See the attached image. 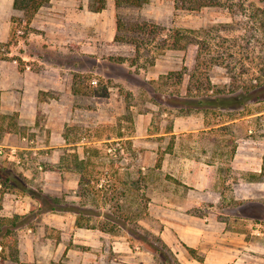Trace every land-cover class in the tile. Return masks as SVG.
<instances>
[{
  "label": "rangeland",
  "instance_id": "obj_1",
  "mask_svg": "<svg viewBox=\"0 0 264 264\" xmlns=\"http://www.w3.org/2000/svg\"><path fill=\"white\" fill-rule=\"evenodd\" d=\"M120 14L128 27L141 21L157 25V38L138 40L137 32H130V36L129 30L122 28L118 40L102 39L103 44L93 45V49L77 44L50 46L43 35H32L33 28L20 19L14 24L11 40L0 44V57H17L20 67L25 65L20 56L27 55L41 57L48 65L70 73L75 103L95 112L82 123L71 122L65 131L71 141L82 137L91 141L84 149L89 152L82 159L87 163L85 168L78 166L73 146L65 154L50 152L49 158L34 154L27 148L34 144L30 132L25 141L19 134L15 135L17 140L12 136L11 143L22 147L13 149L1 140L0 130V162L30 180L32 187L45 192L49 183L50 192L46 193L63 199L61 205L86 209L84 218L91 227H79L80 232L93 230V245L98 240L103 245L73 247L71 221L76 214L63 213L67 218L60 219L50 218L56 213L31 215L27 226L0 239L6 245L5 251H0V264H111L122 260L134 264L145 259L160 264L147 243L148 238L155 240L152 234L160 236L164 225L149 212L151 195L159 192L151 184L182 183L164 175L179 162L202 164L203 168L208 165V200L194 207L192 214L209 216L212 221L227 219L228 228L234 224L244 233L252 227L264 230V186H253L250 181L252 172L264 167V101L251 102L245 108L213 109L206 115L195 109L188 115L187 107L181 110L167 102L171 97L195 101L198 83L202 84L199 96L211 91L230 94L234 89L238 93L244 90L242 86L264 83V0H222V6L200 11L175 10L173 0H150L142 8L122 9ZM176 29L187 37L181 42L184 48L168 49ZM102 32H106L105 27L97 31L99 37ZM132 38L139 41L138 50ZM164 40L166 45H160ZM92 50L94 54H90ZM198 51L203 56L197 61ZM49 96L56 97L53 93ZM195 114L203 115L206 129L186 132L174 147L176 136L162 134L169 133L175 117ZM139 117L148 123L144 133L157 136L134 138ZM109 148L118 151L109 152ZM65 168L77 170L79 175L58 174ZM47 170L52 173H44ZM75 175L78 183L83 179L82 190L62 187L64 178L70 183ZM260 178L263 180L264 174ZM218 183L224 186L217 189ZM1 189L0 219L36 211L37 201L29 195ZM164 190L161 194L166 198L174 192V188ZM232 214L239 215V222L229 220ZM249 216L257 220L247 219ZM115 219L118 222L114 223ZM115 240L127 241L125 259L118 258L112 249ZM170 248L181 264L186 263L183 255L192 260L186 246ZM15 250L17 261L12 256Z\"/></svg>",
  "mask_w": 264,
  "mask_h": 264
},
{
  "label": "crops",
  "instance_id": "obj_2",
  "mask_svg": "<svg viewBox=\"0 0 264 264\" xmlns=\"http://www.w3.org/2000/svg\"><path fill=\"white\" fill-rule=\"evenodd\" d=\"M90 2L91 0H51L48 5L39 9L29 23V27L33 28L31 34L43 35L50 46L59 43L92 48L93 45H102L100 42L102 39L114 41L117 33L114 0H106V7L99 12L89 10ZM23 17V12L14 8V0H0V44L11 40L14 24ZM101 27L102 29L105 27L106 32H102L99 37L97 31ZM93 52L94 50L90 54H94ZM20 58L25 63L24 67L17 65L19 60L17 57H0V123L4 128L1 140L6 146L19 149L22 147L11 143L10 138L19 134L21 141H25V134L30 132L34 144L27 148L39 157L45 155L49 158L50 152L57 151L65 154V151L70 152L72 150L70 147L73 146L72 151L77 154L79 160H82L86 153L89 154L84 149L91 141H87L85 137L71 141L65 131L71 122L82 123L95 112L89 110V106L81 107L75 103L77 95L72 91L70 73L59 66L48 65L41 57L21 55ZM34 62H39V65H33ZM49 93L55 94L56 97L50 98ZM146 122L140 117L135 120V139L157 136L144 133L147 132ZM204 129L205 118L201 114L177 116L173 120L171 132L162 135L176 136L174 146L176 147L181 135ZM15 139L17 140V137ZM179 163L167 168L164 175L166 177L169 174L182 183L169 181L167 184L157 182L151 184L152 189L159 192L151 195L149 212L164 223L163 228L159 230L163 241L172 248L179 244L184 248L186 246L194 249L203 259L199 262L190 254L192 260L183 255L186 258L185 264H264V230L252 227L249 233H244L237 231L234 224L228 228L227 219L212 221L209 216H197L190 212L204 201L207 203L210 189L206 168L208 165L204 164L206 167L203 168L202 164L198 167L196 163ZM39 169H42L41 166ZM68 172L79 175L77 170L70 168L61 169L58 174ZM44 173L52 172L47 170ZM252 173L260 174L261 168L255 169ZM78 180L79 177L75 175L69 183L66 177L61 185L75 190L78 188ZM251 183L253 186H264V179ZM48 184L44 187L45 192H50ZM218 184L217 189L220 185L224 186L223 183ZM225 184L228 185L229 182ZM231 184L232 188H235L234 184ZM173 188L174 192L168 194L167 198L161 194V191L165 192L164 189ZM220 197L221 193L217 194V199ZM156 211L160 215L156 214ZM54 217L67 218L65 214H52L50 218ZM75 219L76 217H73L71 221L73 247L88 245L91 248L96 246L102 248L100 240L93 245L92 238L96 232L90 229L86 230L87 232H80V228L75 225ZM239 219V215L232 214L229 220L235 223L239 222ZM247 219L257 220L255 216H249ZM258 221L261 222V219ZM125 243L127 241L112 242L114 245L112 249L117 252L118 258L125 259L128 255ZM133 257L137 258L134 254ZM122 262L112 261L111 264H126L125 260ZM134 264L154 263L145 259L144 262L137 261Z\"/></svg>",
  "mask_w": 264,
  "mask_h": 264
},
{
  "label": "trees",
  "instance_id": "obj_3",
  "mask_svg": "<svg viewBox=\"0 0 264 264\" xmlns=\"http://www.w3.org/2000/svg\"><path fill=\"white\" fill-rule=\"evenodd\" d=\"M51 0H14V8L23 12V22L29 24L35 14L39 11V9L43 6L49 4ZM150 2V0H114V5L116 8V24H117V33L115 39L118 40L120 38V31L122 28H127L130 32L136 33L138 40H144L151 38L155 40L157 38V34L159 33L158 26L155 24H151L146 21H141L139 23H135L128 27V24L124 22L120 10L122 9H139L144 7ZM174 2V9L175 10H185V11H200L203 8L207 7H217L222 6V0H173ZM106 7V0H91L89 4V10L93 12H99ZM171 41L168 45H166L167 40L161 41L160 45H166L168 49L179 50L183 49L184 46L181 42L185 40L187 37L184 32L176 29L172 30ZM127 35V37L129 36ZM125 38V36H123ZM138 40L132 38L131 43L135 45V47L140 48L139 45H136ZM199 44V41H196ZM141 43V42H140ZM200 46V44H199ZM201 51L202 47L200 46ZM197 52V61L203 56V52ZM201 83H198V87H196V96L197 99L195 101H188L184 98L179 97H171L168 99L169 105H172L176 108H183L187 107L186 114H191V112L195 109L196 111H201L204 115L207 114V111L213 109H220V108H245L249 103H260L264 101V83H258L256 86L253 87H246L242 86L244 90L235 93L234 90H231L230 94H234L233 96H228L229 93H223L222 91H218V93H212L210 95H202L199 96L201 91ZM241 88V87H238ZM188 91H191L192 88H188ZM223 93V95H222ZM229 94V95H230ZM10 124V123H9ZM0 130L1 133L3 132L4 128L0 123ZM172 127L170 128L171 132ZM2 136V134H1ZM118 151V150H116ZM115 151V152H116ZM78 161V159L76 158ZM78 166L80 169L85 168L87 164L85 160H79ZM264 174V167L261 170L259 175L251 174L250 181H259L261 176ZM83 179H81L78 183V188L82 190L83 188ZM1 188H6L4 192L7 193H21L23 195H29L32 199L37 201V206L35 207L36 211L31 210L29 213L24 215H15L10 218H1L0 219V239L5 237H10L17 229L21 227H25L29 224L32 220L31 215L42 216L47 213H56V214H63V213H73L76 214V221L75 224L77 227H91L89 224V219H85L84 215L88 212L86 209L75 207L70 204L61 205L63 203V199L52 196L44 192L42 189L38 187H32L30 184V180L26 179L21 173L11 169L0 162V193L2 192ZM118 219V218H117ZM117 219L113 220L114 223L118 222ZM112 232V231H111ZM154 237L155 240H151L150 238L147 239V243L150 246L152 253L154 256L160 258V264H181L175 257L174 252L171 248L163 241L160 236L151 235ZM5 243L0 241V251L3 253L5 251ZM187 251L191 256L197 259L199 262H202L203 259L199 256L194 249L186 247ZM14 260L17 259L16 250L12 254ZM0 258L1 253H0ZM17 261V260H16Z\"/></svg>",
  "mask_w": 264,
  "mask_h": 264
},
{
  "label": "built area",
  "instance_id": "obj_4",
  "mask_svg": "<svg viewBox=\"0 0 264 264\" xmlns=\"http://www.w3.org/2000/svg\"><path fill=\"white\" fill-rule=\"evenodd\" d=\"M25 140H26V137H25ZM111 151H116V149L115 148H109V152H111ZM0 153H1V151H0Z\"/></svg>",
  "mask_w": 264,
  "mask_h": 264
}]
</instances>
